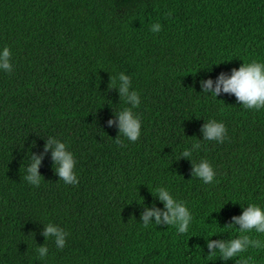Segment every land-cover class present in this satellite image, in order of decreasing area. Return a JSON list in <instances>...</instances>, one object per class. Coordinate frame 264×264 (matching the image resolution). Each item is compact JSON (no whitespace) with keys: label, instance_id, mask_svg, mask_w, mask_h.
Masks as SVG:
<instances>
[{"label":"trees","instance_id":"16d2710c","mask_svg":"<svg viewBox=\"0 0 264 264\" xmlns=\"http://www.w3.org/2000/svg\"><path fill=\"white\" fill-rule=\"evenodd\" d=\"M5 46L13 70L0 72V264H236L208 259L206 239L213 229L211 240L234 237L219 227L250 202L264 206V110L211 94L221 75L264 61V0H0ZM121 72L141 99L134 143L118 127L130 107L111 86ZM210 119L226 126L224 143L203 141ZM50 139L74 154L77 184L56 174ZM34 158L39 187L24 179ZM202 159L212 184L194 177ZM159 187L191 210L188 233L142 226L147 210H164ZM48 223L68 233L63 249L45 238ZM247 257L264 264V250L237 259Z\"/></svg>","mask_w":264,"mask_h":264},{"label":"clouds","instance_id":"9594fccd","mask_svg":"<svg viewBox=\"0 0 264 264\" xmlns=\"http://www.w3.org/2000/svg\"><path fill=\"white\" fill-rule=\"evenodd\" d=\"M162 30L160 23L152 24L150 31L158 33ZM12 53L10 48L5 46L0 48V72L11 73L13 64L11 63ZM111 86L118 87V91L124 100L125 104L130 105L118 112L119 131L129 142H136L141 135L142 123L140 118L135 115L132 109L138 108L141 99L140 94L131 90V78L123 72L119 73L118 77L113 79ZM206 89L212 88V81L205 83ZM223 91L227 94H232L236 97L237 103L245 110H264V61L252 60L251 62L244 61L238 69H233L230 76L221 75L217 82L215 91L211 96L216 99L217 95ZM112 121H109L111 125ZM203 141H215L218 144L224 143L227 133L226 126L223 122L215 119H210L204 125ZM119 135V136H120ZM117 143H121L118 138ZM201 142L193 143L192 150H184L181 155L191 157L194 151L199 150ZM46 151L52 150V158L56 165V174L66 185H75L78 183V177L74 171L76 159L74 154L68 150L66 143L58 139H50L45 146ZM40 158H34L26 169L24 179L34 187H39L41 177L38 174L40 166ZM194 177L202 181L204 184H212L215 181L216 172L212 165L207 160H200L199 163H193ZM155 195L164 205V210H147L141 217L142 226L148 228L157 226L161 222L175 229L178 235H184L189 232L193 222V215L189 207L182 201L177 200L170 191L165 187H159L155 190ZM240 205V204H239ZM242 207V206H241ZM155 218V223L150 222V218ZM232 225L219 227V230L224 233L229 231L235 232L234 237L228 240H211L215 235L216 229H213L209 235L207 248L209 249L208 259H213L219 256L220 261L227 262L236 260V264H248L251 257L246 259H237L243 257L249 249L264 250V206L257 203H248L242 207V214L238 217H232ZM217 224V223H216ZM218 225V224H217ZM238 226V227H237ZM68 233L58 225L48 223L45 227L44 236L46 239H53L58 249H63L66 243ZM199 248V247H197ZM200 249V248H199ZM37 258L44 260L48 255V247L42 246L36 250Z\"/></svg>","mask_w":264,"mask_h":264}]
</instances>
